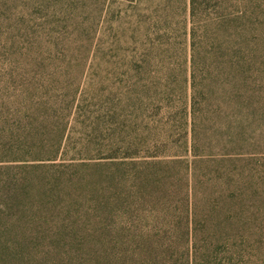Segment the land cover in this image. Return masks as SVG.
I'll list each match as a JSON object with an SVG mask.
<instances>
[{
    "label": "trees",
    "instance_id": "obj_1",
    "mask_svg": "<svg viewBox=\"0 0 264 264\" xmlns=\"http://www.w3.org/2000/svg\"><path fill=\"white\" fill-rule=\"evenodd\" d=\"M167 9L172 11V6L167 5ZM189 12L190 121L187 113L186 118L183 114L171 115L172 133L157 139L154 145L142 139L135 142L109 138L105 130L110 124L104 121L93 123L94 131L84 121L81 132L85 136L74 139L76 97L70 100L63 97L50 106L45 104L43 112L29 118L0 105L2 261L264 264V255L258 250L264 243L263 235L251 230L249 223L241 222V208L247 200L246 182L252 177L244 176L241 165L261 159L262 155L259 158L257 154L264 153V0H190ZM170 107L174 112L181 105L172 103ZM53 113L58 118L57 134L51 136L48 128ZM85 116L84 110L77 114L78 119ZM179 129L185 131L184 137H178ZM138 165L173 168L180 165L190 171L186 176L178 172L179 176L169 181L173 188L166 196H182L179 199L184 204L180 209L186 221L181 217L180 226L184 223V227L168 234L166 241L160 238L151 242L134 233L107 229L106 225L112 222L106 223L104 215L52 218L46 212L59 201L67 206L73 193L58 194L59 197L39 193L35 195L36 202L24 198L34 185L33 174L38 170ZM203 177L218 179V188L216 181L211 184L214 190L204 195L210 203L203 221L204 231L200 233L195 228L191 233V223H198L203 213L198 198ZM163 182L161 175L157 184ZM36 203L44 213L34 212L32 207ZM75 203L82 201L78 198L73 206ZM26 211L31 213L27 216ZM22 217L27 224L31 223L33 231L22 233L19 228Z\"/></svg>",
    "mask_w": 264,
    "mask_h": 264
},
{
    "label": "rangeland",
    "instance_id": "obj_2",
    "mask_svg": "<svg viewBox=\"0 0 264 264\" xmlns=\"http://www.w3.org/2000/svg\"><path fill=\"white\" fill-rule=\"evenodd\" d=\"M189 11L190 0H0V105L29 118L43 112L45 104L76 97L74 139L85 136L84 121L93 131V123L104 121L110 124L105 130L109 138L142 139L154 145L172 133L171 115L184 118L187 113L190 121ZM172 103L181 108L171 112ZM82 110L86 116L78 119ZM57 120L53 113L51 136L57 134ZM179 130L178 137H184L185 131ZM257 155L262 158L241 165L245 177L252 175L246 182L241 222L264 237V153ZM178 172L190 175L180 165L38 170L24 198L36 202L39 193L56 197L73 193L67 206L59 201L46 212L52 218L104 215L106 223L112 222L107 229L134 233L151 242L166 241L168 234L184 227L180 218L186 221L180 209L182 196H166L173 188L169 181ZM161 175L164 182L157 184ZM203 180L198 192L202 221L191 223V233L195 228L204 231L210 208L204 195L214 190L211 184L216 181L218 188V179ZM78 198L82 203L73 206ZM35 205L37 215L44 213ZM19 228L22 233L33 231L23 217ZM260 245L264 255V243ZM3 255L0 264H13L2 261Z\"/></svg>",
    "mask_w": 264,
    "mask_h": 264
}]
</instances>
